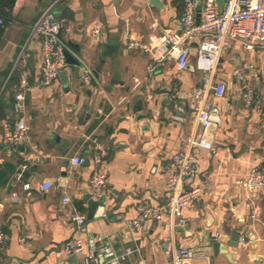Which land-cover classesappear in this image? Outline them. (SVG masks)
<instances>
[{
  "label": "crops",
  "instance_id": "0c3cea01",
  "mask_svg": "<svg viewBox=\"0 0 264 264\" xmlns=\"http://www.w3.org/2000/svg\"><path fill=\"white\" fill-rule=\"evenodd\" d=\"M153 3L14 0L1 17L0 228L7 242L0 246V264H171L187 248L203 250L187 264H264V193L241 185L254 169L264 171V43L247 49L237 40L220 56L213 82L224 85V95L206 93L215 125L212 148L196 152L198 171L182 185L203 192L183 210V223L165 211L160 221L124 225L144 206L166 204L172 157L198 127L192 109V92L203 85L195 69L198 40L182 72L171 60L149 72L152 58L142 49L148 35L176 31L184 10L182 0ZM49 7L61 25L60 46L78 65H67L44 87L40 43L30 30ZM95 22L103 25L105 43L88 39ZM128 39L138 46L127 48ZM19 53L28 62L31 85L25 95L28 139L12 148L3 141L1 122L14 119L11 92L17 80L9 73ZM243 64L252 65L249 83L256 94L250 107L241 103L233 75ZM82 69L90 73L88 86ZM99 148L108 152L101 164L107 176L101 202L89 189L92 155ZM75 156L88 161L72 167ZM45 181L53 184L48 191L39 189ZM26 183L29 191L22 189ZM13 194L18 201L11 200ZM75 211L85 216L82 227L69 221ZM232 233L239 236L236 247L227 245ZM98 238L106 246L95 256L87 249L76 255L64 250L69 239L86 244ZM215 241L222 245L217 253Z\"/></svg>",
  "mask_w": 264,
  "mask_h": 264
},
{
  "label": "built area",
  "instance_id": "2783aa9c",
  "mask_svg": "<svg viewBox=\"0 0 264 264\" xmlns=\"http://www.w3.org/2000/svg\"><path fill=\"white\" fill-rule=\"evenodd\" d=\"M225 4L219 11L215 0H182L184 10L181 14L179 27L176 31H166L162 35L150 34L147 37L148 43L142 46L147 51L152 61L148 71L157 66H164L166 61H174L176 70L182 72L188 66L189 47L195 41L197 43L195 69L203 75V85L200 89L192 92V109L197 116V130L187 134L181 140L178 152L172 157L173 170L167 172L166 185L169 188V198L163 206H144L138 214L127 221L124 225L127 228L139 227L142 223L149 221H160L165 211L169 212L178 223H183L182 212L187 204L200 198L203 190L191 188L184 190L183 181L197 173L196 152L200 150H211L214 136V123L212 122V103L207 100L206 93L211 91L215 97L224 95V85L213 82V72L216 69L220 56L227 51L231 44L239 40L247 49L264 43V0H225ZM199 11V22L196 20L197 9ZM3 20L0 18V24ZM61 25L56 21L53 8H46L33 22L30 30V38L38 39L40 43V55L43 61L39 84L50 86L58 75L67 66L63 55V48L60 46L58 36ZM88 39L93 44L105 43V34L101 23H93L89 28ZM129 40V39H128ZM138 46L133 40H129L127 48ZM9 77L16 75L12 99L13 121L4 119L1 122L3 141L12 148H18L25 144L28 139L27 119L25 117V95L31 85L28 80L27 61L23 53H19L14 61ZM252 65L243 64L234 71L235 79L239 85L240 101L244 107H250L255 101L253 87L249 83L252 76ZM80 78L83 85L90 84V73L82 69ZM176 97V96H175ZM106 149L99 148L92 155V162L95 166L89 180L91 196L101 199L107 189V176L101 168L103 160L107 157ZM83 156H75L70 165L80 166L87 162ZM22 172H19L18 178ZM58 182V179H56ZM50 181L43 182L39 189L48 191L52 188ZM247 188L264 193V171L254 169L248 177L241 182ZM67 188V183L62 185ZM29 184H23L22 189L29 191ZM12 201H18L16 195H12ZM68 196L62 198L63 204H68ZM3 206L0 203V209ZM69 221L77 227L85 224V216L75 211L69 215ZM101 239H94L83 244L79 239H69L64 245L68 255H76L84 250L88 253H95ZM7 242L6 233L0 228V246ZM200 248L182 249L173 258L171 264H187L196 256H202ZM91 257V256H90Z\"/></svg>",
  "mask_w": 264,
  "mask_h": 264
},
{
  "label": "water",
  "instance_id": "95a60500",
  "mask_svg": "<svg viewBox=\"0 0 264 264\" xmlns=\"http://www.w3.org/2000/svg\"><path fill=\"white\" fill-rule=\"evenodd\" d=\"M155 1L156 0H152V3L154 2L153 4H156ZM215 1H216V5H217L219 11H221L226 1L225 0H215ZM199 11H200V8L197 10V15H196L197 22H199ZM63 55H64V59L66 60V65H68V66H71V65L77 66L78 65V61L75 60L74 57L72 56V54H70L68 51L63 50ZM211 119H212V116H211ZM101 200L102 199H100L99 201L101 202ZM89 219H91V217ZM238 239H239V236L237 234L232 233L229 236L227 245L231 246V247H236L238 245V242H239ZM98 244H100V245L97 246V249H96L95 253H93V256H95L99 250H102V248L106 246V244L105 243L103 244L102 242L98 243ZM221 246L222 245L219 241H215L212 244V248L214 250V253H217L220 250Z\"/></svg>",
  "mask_w": 264,
  "mask_h": 264
},
{
  "label": "trees",
  "instance_id": "16d2710c",
  "mask_svg": "<svg viewBox=\"0 0 264 264\" xmlns=\"http://www.w3.org/2000/svg\"><path fill=\"white\" fill-rule=\"evenodd\" d=\"M13 3H14V0H0V18L2 16H7L10 13V11L13 8L12 6ZM3 29H4V25L2 23L0 24V36L3 32Z\"/></svg>",
  "mask_w": 264,
  "mask_h": 264
}]
</instances>
